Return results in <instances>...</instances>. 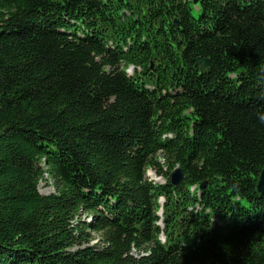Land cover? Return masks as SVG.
<instances>
[{
  "label": "trees",
  "instance_id": "16d2710c",
  "mask_svg": "<svg viewBox=\"0 0 264 264\" xmlns=\"http://www.w3.org/2000/svg\"><path fill=\"white\" fill-rule=\"evenodd\" d=\"M260 111L264 0H0V264H264Z\"/></svg>",
  "mask_w": 264,
  "mask_h": 264
},
{
  "label": "water",
  "instance_id": "95a60500",
  "mask_svg": "<svg viewBox=\"0 0 264 264\" xmlns=\"http://www.w3.org/2000/svg\"><path fill=\"white\" fill-rule=\"evenodd\" d=\"M197 60H198V63H199L201 70H204L209 64L208 58L198 57ZM183 177H184L183 172L179 166L172 169L170 174H169V180L173 185L179 184L181 182V180L183 179ZM203 185H204V182H202L199 185V188H202ZM256 189L259 193L264 194V168L260 171V173L258 175V181L256 184Z\"/></svg>",
  "mask_w": 264,
  "mask_h": 264
},
{
  "label": "rangeland",
  "instance_id": "374dc122",
  "mask_svg": "<svg viewBox=\"0 0 264 264\" xmlns=\"http://www.w3.org/2000/svg\"><path fill=\"white\" fill-rule=\"evenodd\" d=\"M126 71H127L128 74H131L133 72V67L129 66L126 69ZM154 175H155L154 171L151 168L148 167L147 170H146V177H148V179H158L159 180L160 177L158 175H155V176ZM38 189L42 193H51V192H53L54 191V186H53L52 180L49 179V178L43 179L42 181L39 182ZM93 235L96 238L98 236L96 233H93Z\"/></svg>",
  "mask_w": 264,
  "mask_h": 264
},
{
  "label": "clouds",
  "instance_id": "9594fccd",
  "mask_svg": "<svg viewBox=\"0 0 264 264\" xmlns=\"http://www.w3.org/2000/svg\"><path fill=\"white\" fill-rule=\"evenodd\" d=\"M257 117L259 119V121L264 124V111H260L257 113ZM160 200H164V197L163 196H160L159 198Z\"/></svg>",
  "mask_w": 264,
  "mask_h": 264
}]
</instances>
